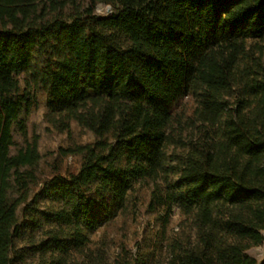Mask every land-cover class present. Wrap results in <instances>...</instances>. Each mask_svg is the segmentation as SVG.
<instances>
[{
  "label": "trees",
  "instance_id": "16d2710c",
  "mask_svg": "<svg viewBox=\"0 0 264 264\" xmlns=\"http://www.w3.org/2000/svg\"><path fill=\"white\" fill-rule=\"evenodd\" d=\"M98 3L111 13L93 15ZM48 36L53 64L39 69L34 48ZM262 42L264 0H0V264H15L16 210L38 180L36 136L11 150L28 89L39 86L55 130L73 120L94 135L65 150L80 156L77 173L46 183L63 203L45 248L60 254L41 264H64L65 238L81 249L83 227L98 226L99 209L121 208L133 180L174 177L161 197L183 219L165 264H258L246 250L264 240ZM185 96L190 113L177 106Z\"/></svg>",
  "mask_w": 264,
  "mask_h": 264
},
{
  "label": "rangeland",
  "instance_id": "374dc122",
  "mask_svg": "<svg viewBox=\"0 0 264 264\" xmlns=\"http://www.w3.org/2000/svg\"><path fill=\"white\" fill-rule=\"evenodd\" d=\"M111 11L108 4L98 3L93 15L106 17ZM88 29L99 33L113 45L126 44V36L117 29L102 27L96 21L88 22ZM254 40L255 37L249 42ZM39 43L34 48L32 65L42 69L49 62L53 64V47L57 40L55 36H48ZM25 76L24 70L18 74L21 88L26 86ZM28 93L26 98L30 105L20 113L25 131L23 134L17 124L12 126L15 145L11 151L35 135L40 160L37 166L38 180L31 186L28 201L16 210L20 234L14 242L15 264H41L44 259L60 254L51 244L45 248L48 239L45 231L57 225L53 213L63 203L61 199L55 198L51 183H46L54 176L67 177L77 173L80 156L65 150L94 140L89 130L73 120L69 122L67 131L55 130L44 119L47 102L44 89L40 86L31 87ZM177 106L190 113L192 101L185 96ZM196 137V132L191 134L192 139ZM175 180V177L170 179L168 184L160 179L133 180L121 208L113 209L110 216L99 209L98 226L95 229L83 227L87 241L81 249H73L69 238L64 239L68 245V252L62 254L64 264H165L166 244L179 230L183 219L177 203H168L161 197ZM246 252L258 264L261 263L264 260V240L249 247Z\"/></svg>",
  "mask_w": 264,
  "mask_h": 264
}]
</instances>
